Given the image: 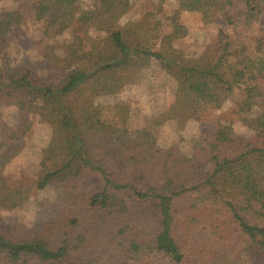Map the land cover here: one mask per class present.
<instances>
[{"label": "trees", "instance_id": "16d2710c", "mask_svg": "<svg viewBox=\"0 0 264 264\" xmlns=\"http://www.w3.org/2000/svg\"><path fill=\"white\" fill-rule=\"evenodd\" d=\"M10 1L17 7L0 15V55L27 8L47 43L40 61L0 68V104L17 112L13 125L0 113V208L18 209L47 187L61 206L35 230L0 222V264H264V0H176L172 14L148 12L123 26L132 0L90 8L82 0ZM193 12L204 25L221 20L233 36L219 31L214 53L185 57L171 39L187 36L180 16ZM71 28L56 54L51 41ZM92 28L106 33L91 38ZM152 64L177 82L172 102L134 133L126 103L115 106L117 125L103 122L95 99L134 85ZM237 90L236 114L260 110L240 119L250 136L219 124L189 156L158 145L166 123L181 130ZM34 118L50 126V141L32 183L10 182L5 170Z\"/></svg>", "mask_w": 264, "mask_h": 264}, {"label": "rangeland", "instance_id": "374dc122", "mask_svg": "<svg viewBox=\"0 0 264 264\" xmlns=\"http://www.w3.org/2000/svg\"><path fill=\"white\" fill-rule=\"evenodd\" d=\"M35 1V0H33ZM133 9L123 17L120 25L139 20L148 12H161L169 15L176 10V0H132ZM86 8L95 7V0H82ZM17 7L10 0L0 1V15L14 10ZM180 22L188 34L183 39H171L175 48L182 50L187 58H199L212 54L217 48L219 31H224L229 36L233 33L221 20L204 25L198 13H183ZM44 24L37 22L33 16V9H24V19L9 34L5 51L0 55V68H14L25 63L40 61L45 41ZM246 31V30H245ZM241 31L243 38L256 33V28ZM251 31H253L252 34ZM76 32L71 28L57 35L51 43L55 46L56 54H63L66 44ZM106 31L102 28H92L89 36L95 38L103 36ZM90 43L85 44L89 49ZM177 82L163 73L156 64L141 73L139 80L134 85L126 86L119 94L102 96L95 99V106L101 113L103 122L117 125L114 117L115 106L126 103L129 107L128 130L134 133L151 116L166 108L173 100ZM243 98V92L237 90L234 96L224 103L220 110L208 109L202 113L199 120H190L181 129H177L174 122H168L157 130V143L160 147L177 146L186 155H191L196 148L206 147L216 127L219 124H230L234 131L244 137L251 135L250 130L241 122V118H254L260 115L258 108H253L246 115L235 112V104ZM0 113L3 120L13 125L17 120L14 107L0 104ZM51 138V128L47 123L34 118L32 129L22 140V151L7 166L5 175L10 182L30 185L37 172L41 151L48 145ZM61 206V198L53 187L40 191H33L29 200L20 208L5 210L0 208V222L5 229H10L14 223H23L30 229H38L51 222Z\"/></svg>", "mask_w": 264, "mask_h": 264}]
</instances>
